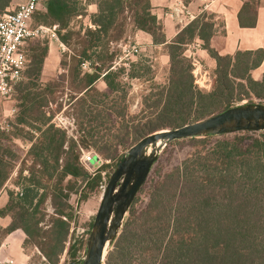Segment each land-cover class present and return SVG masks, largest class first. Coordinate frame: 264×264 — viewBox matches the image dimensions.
Listing matches in <instances>:
<instances>
[{
  "label": "trees",
  "instance_id": "16d2710c",
  "mask_svg": "<svg viewBox=\"0 0 264 264\" xmlns=\"http://www.w3.org/2000/svg\"><path fill=\"white\" fill-rule=\"evenodd\" d=\"M43 1L44 11L37 13L44 22L42 24L58 28L56 35L66 47H70L69 41L74 39L81 48L69 61L59 64L79 84L80 96L75 101L79 104L77 126L83 131L85 118L120 120V127L116 129L119 133L113 134L116 150L155 131L177 128L206 118L217 110L224 111L242 99L250 102L264 99V74L257 81L251 78V72L263 61L264 49L237 51L233 56L218 55L209 45L213 29L212 24L206 23V16L196 18L166 43L163 25L152 13L150 0H95L96 12L90 18L92 27L84 30L83 35L67 30L71 20L82 15L77 0ZM14 3L16 0H0V16ZM258 4L259 0H249L243 5L241 14L245 20L239 15L241 26H254ZM127 20L133 31L146 33L155 45H164L169 57L167 82L148 104L149 111H141L136 123L133 119L125 120L128 117L125 106L107 108L101 104L103 101H96L92 96L93 93L104 95L94 87L99 78L110 94L118 92L117 75L111 72V65H105L113 58L109 47L125 37L129 26ZM29 40L23 46L25 67L28 61L24 47ZM195 40L202 42L203 49L216 62L212 72L215 76L213 89L209 92L200 91L193 84L192 63L184 56L186 47ZM98 48L102 50V54L95 56L99 66L93 73H82L81 62L90 60L89 52ZM31 52L26 76L29 82L41 76L48 47L33 48ZM79 75L83 77L79 78ZM29 84L25 93L21 85L17 89L23 93V110L17 122L29 126L24 117L28 113L41 124L37 130L41 132L42 143L34 153L35 160L43 167L41 175L46 176L47 182L56 174L58 180L57 184L48 186L49 192L40 195L37 204L49 198L54 213L51 226L41 233L38 224L42 217L35 219L38 206L30 207L33 198L28 199L26 195L24 202L9 200L6 207L16 210L17 216L13 217L8 231L21 229L43 257L54 264L57 259L52 257H58L64 250L69 232L68 219L71 218L66 212L69 193H63L60 183L68 177L87 179L89 176L79 164L76 144L67 141L65 133L48 125L47 120L42 121L43 96L54 92L55 87L40 93L32 91L34 83ZM86 98H90L94 106L88 113L82 108ZM121 99L124 100V95ZM247 134L237 132L218 137L214 142L213 137L183 139L200 149L153 184L147 203L139 213L134 209L137 201L134 200L105 264H124L136 256L142 264H264V132L256 136ZM11 146L7 135L0 132V187L11 164L19 158ZM106 156L115 159L109 153ZM91 181L100 183V173ZM48 187L44 186L47 190Z\"/></svg>",
  "mask_w": 264,
  "mask_h": 264
},
{
  "label": "rangeland",
  "instance_id": "374dc122",
  "mask_svg": "<svg viewBox=\"0 0 264 264\" xmlns=\"http://www.w3.org/2000/svg\"><path fill=\"white\" fill-rule=\"evenodd\" d=\"M83 1L84 0H77V7L82 15L73 18L67 29L80 32L81 35H83L84 30L88 29L91 25L90 18L92 16L89 12H85V3ZM44 3L45 1L43 0L40 2L35 12L36 14L33 15L29 26L31 29L41 26L48 30L42 31L29 40L28 45L24 47L28 62L21 80L15 85L14 92L10 98L4 99L0 97V132L7 135V140L8 143L12 145L11 148L13 153L19 155L17 161L11 164L12 168L4 184L0 187V264H52V262H49L43 257L31 240H27V237L21 229L14 230L11 233L8 231L13 217L17 216L16 210L7 209L6 206L9 200H13L16 203L19 200L24 202L23 200H25L26 195L28 199L31 197L33 198L30 207L34 209L35 205L38 206L35 211V219L42 217V220L38 224V227L41 228V233H45L51 226V218L54 213L49 198L37 204L40 195L44 191L49 192L48 186L51 187L57 184L58 180L56 174L47 182L46 176H44V174L41 175L43 167L35 160L34 153L38 151L42 143V141H40L41 132L37 130L41 124L34 121L35 119L29 116L28 113L24 114V117L29 126L17 122L23 110L21 95L25 93L26 88L29 89V83L35 84L32 91L40 93L46 92L51 86L55 87L54 92L43 96L45 105L43 110L40 111L42 112V121L47 120L48 125H51L59 132L65 133L67 141H72L76 144V149L79 151V164L89 176L87 179H74L68 177L60 183V186L64 190L63 193H69V208L66 209V212L71 215V218L68 219L69 232L64 250L58 257L56 256L57 258L52 257L53 260L57 259L54 264H69L72 261H80L84 257L86 240L99 207L103 189L116 164L120 161L125 152L136 143L127 142L124 147H127V149L119 147L116 150L117 144L113 141V134L119 133L118 131L116 132V129L120 127V120L116 118H99L93 120L85 118L83 121V127L85 128L83 131L79 130L76 120L79 104L75 102L77 96H80L78 93L79 84L78 82H74L71 79V75L66 72V69L60 68L59 64L60 62L69 61L74 54L79 53L81 48L75 43L74 39L69 41V46H71L66 47L59 41L56 35L58 28L55 27L53 30L54 26L42 24L44 22L40 20L37 13L44 11ZM13 7L14 6L8 8V10ZM206 18V23H211L212 17L207 15ZM215 22L220 24L219 19ZM127 24H129V20H127ZM64 32L65 31L62 33ZM134 34L135 31L132 30L131 24H129L126 28L125 37L109 47V54H112L113 58L111 63L105 66L111 65V72L113 75H117L115 82L118 83V92L110 94L102 79L99 78L95 82L94 87L99 93L104 95L101 97L93 93L92 96L96 101H103L104 103H100L107 108L112 106L120 109L125 106L128 116L125 120L130 121L133 119V122L136 123V119L140 117L141 111H149L147 109L148 104L152 103L154 97L161 90V87L166 84L168 72L159 58L155 57L156 53L149 46L145 45V40L140 38L135 40ZM123 44H127L130 47L132 45H137L139 52L135 55L127 51L123 52ZM46 45L48 49L49 46L52 48L50 59L59 58V64L55 69L53 65L50 64L49 70H47L44 75L40 74L41 76L38 80L29 82L26 76L28 75L29 60L33 55L31 49H37L38 47L43 48ZM187 48L189 52L187 54L184 52V56L192 63L191 74L193 76V84L200 91H211L213 89L215 76L212 72L204 73L205 71L200 65V62L198 61V63L196 61L192 53L194 49L192 43L186 47V49ZM97 54H102V50L99 48L91 50L89 52L91 59L81 62V64L89 62L91 65L90 71H87V69H82L80 64L82 73H93L95 71L94 68L99 66L97 63L100 64V62H97L95 57ZM100 73H102V69ZM82 77L83 75H79V78ZM20 85L24 88L22 94L17 91ZM108 94H110L108 97L105 96ZM122 95H124V100L121 99ZM246 103L264 104V99H261V101L254 100L253 102L242 99L239 102H235V105ZM91 106V99H84L82 104L83 112L88 113ZM220 112L222 111L217 110L213 114ZM34 115L35 112L32 113V116ZM44 129L43 127L42 130ZM259 133L260 132H248L247 135L256 136ZM227 136H232V134ZM56 137L58 138V135ZM218 137L222 136H215L212 141L214 142ZM104 142L107 144H104ZM172 143L161 150L146 181L138 192L134 207L137 213L145 207L148 194L153 184L158 182L161 177L169 171L179 167L191 153L200 149L199 147H194L188 140H179L177 143ZM64 148L66 149V144ZM99 149H102V152ZM108 153L111 157L114 156L115 159L107 158L106 155ZM88 158L92 160L88 162ZM97 173L101 175V182L94 184L91 179ZM44 186H47L48 190L45 189ZM18 223H21V221L19 220ZM71 247L73 248L71 249ZM113 247L114 244L110 251L113 250ZM73 257L74 260L72 259ZM139 262L140 260L136 256L135 258H130L128 261L124 262V264H142Z\"/></svg>",
  "mask_w": 264,
  "mask_h": 264
},
{
  "label": "water",
  "instance_id": "95a60500",
  "mask_svg": "<svg viewBox=\"0 0 264 264\" xmlns=\"http://www.w3.org/2000/svg\"><path fill=\"white\" fill-rule=\"evenodd\" d=\"M237 132H264V104L235 105L201 120L140 138L125 152L109 176L86 240L85 255L71 264H105L130 207L164 147L183 139Z\"/></svg>",
  "mask_w": 264,
  "mask_h": 264
},
{
  "label": "crops",
  "instance_id": "0c3cea01",
  "mask_svg": "<svg viewBox=\"0 0 264 264\" xmlns=\"http://www.w3.org/2000/svg\"><path fill=\"white\" fill-rule=\"evenodd\" d=\"M249 0H182L183 4L193 16V22L198 17L211 16L213 35L209 40L210 48L220 56H233L237 51H255L264 49V0H259V4L255 12V23L252 27L241 26L239 23V15L245 20L241 14L243 5ZM85 12L94 14L96 6L94 0H84ZM15 4V3H14ZM13 4V5H14ZM151 11L157 20L163 25L164 37L166 43H170L176 35L190 23L178 22L170 16V7L172 0H150ZM8 10V9H7ZM207 19V18H206ZM219 19L220 24L215 21ZM145 40V45L149 46L155 53V57L159 58L163 66L169 69V57L164 45H155L152 39L146 33L135 31L134 39ZM194 49L193 54L196 61L204 69V73L213 72L216 67L215 60L203 49L202 42L195 40L192 43ZM189 46V45H188ZM187 46V47H188ZM189 52L187 48L185 54ZM52 48L49 46L48 53L44 59L41 75L49 70L50 64L54 69L59 64V58L50 59ZM198 62V63H199ZM264 74V58L260 66L251 72L253 80H260Z\"/></svg>",
  "mask_w": 264,
  "mask_h": 264
},
{
  "label": "built area",
  "instance_id": "2783aa9c",
  "mask_svg": "<svg viewBox=\"0 0 264 264\" xmlns=\"http://www.w3.org/2000/svg\"><path fill=\"white\" fill-rule=\"evenodd\" d=\"M40 1L16 0L14 7L6 10L0 16V97L4 99L12 96L15 85L22 78V72L25 68L23 52L25 42L42 31L48 30L41 26L31 29L29 26L31 17L37 11ZM170 11V16L180 23L188 24L193 20L192 14L182 0H172ZM54 29L55 27H53ZM122 50L133 55L139 52L137 45L130 47L123 44ZM81 68L90 71L91 65L89 62H84L81 64ZM91 160V158L87 159L88 162Z\"/></svg>",
  "mask_w": 264,
  "mask_h": 264
}]
</instances>
